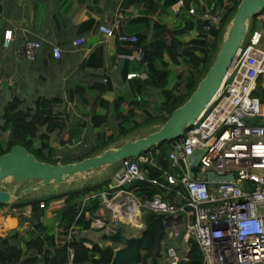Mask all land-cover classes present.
Here are the masks:
<instances>
[{"label": "built area", "instance_id": "2783aa9c", "mask_svg": "<svg viewBox=\"0 0 264 264\" xmlns=\"http://www.w3.org/2000/svg\"><path fill=\"white\" fill-rule=\"evenodd\" d=\"M180 3L186 5L185 0ZM188 9L190 14L195 13L194 7L189 5ZM222 13L220 9H206L201 15L203 28L209 31L220 22ZM98 29L128 46L138 41V35L127 32L119 18L100 24ZM12 37V30H6L5 47ZM40 47V41L29 39L21 54L33 61ZM53 55L61 57L59 46L53 47ZM123 55L144 61L141 47ZM263 75L264 33L257 28L248 33L206 111L182 137L173 140L169 152L171 164L162 167L151 151L122 160L103 189L91 191L83 198L78 216L87 202L99 199L102 214L93 218L92 227L105 233L114 232L119 220L139 231L145 227L144 212L182 214V222L167 229L166 264L187 260L190 238L199 245L204 264H264V102L255 94L258 79ZM147 77L145 71L127 74L129 79ZM252 117L257 118L256 122H251ZM196 150L202 157L192 167L189 156ZM145 162L161 171L158 178L147 177L141 168ZM210 170L222 179L209 181ZM135 180H148L162 192L151 200L137 196L125 188ZM44 204L41 202L40 206L46 207ZM76 229L72 225L67 239L72 238ZM181 233L182 248L173 242Z\"/></svg>", "mask_w": 264, "mask_h": 264}, {"label": "trees", "instance_id": "16d2710c", "mask_svg": "<svg viewBox=\"0 0 264 264\" xmlns=\"http://www.w3.org/2000/svg\"><path fill=\"white\" fill-rule=\"evenodd\" d=\"M177 1L179 0H162V2L137 0L147 13L134 18L130 24L140 23L145 27L141 31H135L138 41L133 46L121 47L123 43L118 40L119 51L122 53L132 52L138 47L144 50V61L141 62L140 69L145 71L148 77L131 78L135 84L131 94L117 95L112 101L99 96L93 105L91 121L77 125L71 123L66 114L54 110L55 104L61 103L62 99L38 97L31 107L25 106V98L21 94H15L5 105L0 123L2 131H9L7 140L0 145V156L8 152L13 145L20 144L34 153L39 160L57 163L51 145V133L56 130H68L67 141H69L81 136L79 126L95 129L96 133L93 138L87 139L84 151L74 152L61 158L64 163L75 162L97 155L109 146L124 142L126 139L144 136L135 132L148 124L155 125V128L148 133L159 129L171 113L190 98L212 65L228 23L236 13L241 0H206L205 4L194 2L195 13L185 16L184 23L176 28H169L160 20L151 24L149 15L159 7H170ZM206 9L223 11L220 22L213 25L209 31L203 28L201 18ZM261 16V28L264 29L263 8L250 18L249 33L257 28L259 25L257 20ZM193 29L198 31L195 37L188 41L180 39V36L188 34ZM98 53V51L93 52L94 55ZM174 66H185L186 69L176 78ZM174 79L178 80L174 81ZM259 80L260 77L258 82ZM93 87L100 94L112 88L109 80L105 83L98 82ZM83 89L84 87L78 86L75 92L80 93ZM156 92L161 93V99L154 97ZM255 94L261 96V101L264 102L262 87L259 86ZM154 103H156L155 109L152 110L151 105ZM98 108L103 109L104 112L97 111ZM107 129L111 132L107 133ZM38 140L40 145L36 146ZM172 142V140L164 141L151 149L154 158L162 167L171 164L169 152ZM119 165L120 162L112 166L114 171ZM141 168L148 178H158L161 174V171L149 162L142 163ZM111 175L105 178H91L81 183L80 187L64 192H51L49 196L38 197L28 194L15 200L11 207L21 208L31 205L38 223L33 231L23 238L22 245L11 242L12 239L20 237L17 230L6 236L0 235V264H67L71 261L73 264H110L116 251L115 245L91 241L84 234L85 231L101 230L92 227V220L97 215L96 210L101 207L99 199H91L84 205L82 213L79 216L78 214L83 205V198L91 191L103 189L111 181ZM125 188L149 200L162 192L159 186L148 180H135ZM60 197H65V205L59 213L58 230L53 232L40 219L45 208L41 207L40 203L44 202V205H48ZM4 205L6 204L0 203V207ZM74 224L77 229L69 240L67 236ZM179 237L183 239L182 233ZM188 245L190 249L187 252V260H180L178 264H204L203 254L197 242L190 238ZM164 256L152 257L148 264H166Z\"/></svg>", "mask_w": 264, "mask_h": 264}, {"label": "crops", "instance_id": "0c3cea01", "mask_svg": "<svg viewBox=\"0 0 264 264\" xmlns=\"http://www.w3.org/2000/svg\"><path fill=\"white\" fill-rule=\"evenodd\" d=\"M194 2L205 4L206 0H189L186 5H182L179 0L170 7H159L149 15L151 24L160 20L169 28L180 26L184 23L185 16H191L188 6L194 7ZM146 13L137 0H0V82L14 83L15 86L9 90L10 99L15 94H21L25 98V106H34L38 97H58L63 101L55 104L54 110L66 114L71 123L77 125L91 121L96 98L100 96L112 101L117 95L131 94L135 84L134 80L126 78L127 74L131 71H143L140 69L141 62L125 58V52L119 51L118 39L107 37L98 29L99 25L119 18L127 32L135 33L145 26L130 22ZM261 19L262 16L257 20V28L264 33ZM9 29L12 30L13 37L9 46L5 47L4 33ZM197 33V29H193L180 36V39L188 41ZM29 39L41 42L37 58L33 61L21 54V48ZM80 40L84 42L80 45L74 43ZM54 46L60 47V58L53 55ZM124 46L128 45L121 44V47ZM95 51L99 53L94 55ZM108 80L112 88L104 93L100 94L93 87L98 82L105 83ZM78 86L84 87L80 93L75 92ZM259 86L264 89V75L260 76L256 91ZM7 102L4 89H0V123ZM97 111L104 112L101 108ZM79 128L81 136L69 141L68 130L51 133V145L57 161L71 153L84 151L87 139L93 138L96 133L95 129L90 130L86 126ZM8 136L9 131L0 129V145L5 143ZM35 145L39 146L40 140ZM32 183L27 182L26 186ZM76 183L62 185L74 188ZM9 184L11 182H5L6 186ZM53 187L54 185L42 186L31 194L38 197L49 196ZM64 191L60 185L57 186V192ZM11 205L12 203L0 207V235L6 236L17 230L20 237L11 242L22 245L23 238L33 231L38 219L33 215L31 205L21 208H13ZM64 205L65 197H60L44 208L40 219L49 230L57 232L59 213ZM96 214H102L101 207L96 210ZM84 234L91 241L111 244L104 240L102 230L85 231ZM179 235L176 238L181 239ZM115 247L118 248L116 245Z\"/></svg>", "mask_w": 264, "mask_h": 264}, {"label": "water", "instance_id": "95a60500", "mask_svg": "<svg viewBox=\"0 0 264 264\" xmlns=\"http://www.w3.org/2000/svg\"><path fill=\"white\" fill-rule=\"evenodd\" d=\"M263 8L264 0L240 1L236 13L228 23L212 65L190 98L177 107L159 129L142 137L129 138L111 145L97 155L68 163L42 161L25 146L13 145L8 152L0 156V203H13L42 186L54 185L52 193H56L58 185L77 181L84 183L89 180L91 172L98 174L100 170H106L124 159L148 154L153 146L161 142L182 137L214 100L238 50L248 36L250 18ZM14 86L15 84L9 81L0 82V89H4L7 100H10L9 90ZM256 120V117L251 118V122ZM201 157V152L194 151L189 156L191 166H197ZM207 177L209 181L222 179L212 170L207 172ZM31 180L33 183L26 186ZM7 181L11 182L8 186L5 185ZM182 220V214L144 212L145 227L140 229L138 234L133 233V229L128 227L125 221L119 220L114 232L103 233L104 240L118 246L110 264H148L152 257L161 258L167 229Z\"/></svg>", "mask_w": 264, "mask_h": 264}, {"label": "rangeland", "instance_id": "374dc122", "mask_svg": "<svg viewBox=\"0 0 264 264\" xmlns=\"http://www.w3.org/2000/svg\"><path fill=\"white\" fill-rule=\"evenodd\" d=\"M249 24H250V20H249ZM186 69V67L185 66H174L173 67V70H174V72L176 73V78L178 77V75L181 73H184V70ZM154 97H159V99H161L162 98V95H161V93L160 92H156V94H155V96ZM153 97V98H154ZM155 100H156V98H155ZM155 105H156V103H154V104H152L151 105V108H152V110L153 109H155ZM140 111V110H139ZM155 111V110H154ZM141 112V111H140ZM152 128H155V125L154 124H148L147 126H144V127H142V128H140L138 131H136L135 132V134H139V135H145V134H147L150 130H152ZM107 131V133H110L111 132V130L110 129H107L106 130ZM113 171H114V168L113 167H110V168H108V169H104V170H100V172L98 173V174H96V173H89L90 174V177H88V179H91V178H94V177H98V178H105L107 175H111V174H113ZM112 176V175H111ZM33 182V180H31V181H28V183H32ZM82 183V181H77V183H76V186H74V188H77V187H80V184ZM66 185H62L61 186V188H62V190H70V189H73V186H70V187H67ZM44 195V194H43ZM45 196H47V195H45ZM1 207H4V206H1ZM134 230V231H133ZM132 230V232L133 233H136V234H138V231L136 230V229H133ZM173 242L176 244V245H178V246H181V248H182V245H183V240H181L180 238H173ZM163 243L165 244L164 245V250H163V253H164V255L166 254V242H165V240L163 241ZM180 248V249H181Z\"/></svg>", "mask_w": 264, "mask_h": 264}, {"label": "flooded vegetation", "instance_id": "af4514ba", "mask_svg": "<svg viewBox=\"0 0 264 264\" xmlns=\"http://www.w3.org/2000/svg\"><path fill=\"white\" fill-rule=\"evenodd\" d=\"M164 245H165V244L163 243V246H162V253H163V250H164Z\"/></svg>", "mask_w": 264, "mask_h": 264}]
</instances>
